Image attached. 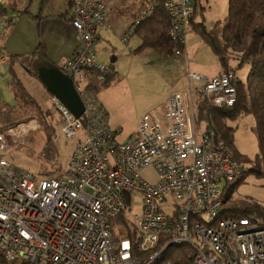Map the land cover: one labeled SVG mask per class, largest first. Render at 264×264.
I'll list each match as a JSON object with an SVG mask.
<instances>
[{
	"label": "built area",
	"instance_id": "built-area-1",
	"mask_svg": "<svg viewBox=\"0 0 264 264\" xmlns=\"http://www.w3.org/2000/svg\"><path fill=\"white\" fill-rule=\"evenodd\" d=\"M69 1V23L80 44L58 68L72 79L85 111L76 118L52 97L62 132L74 142L58 177L16 171L0 131V255L6 264H264V220L232 216L245 169L208 124H198L202 101L235 105L234 71L214 78L189 73V82L201 85L172 93L164 107L142 117L127 142H119L120 130L111 127L92 86L110 74L95 48L109 6ZM196 1L153 0L131 31L163 5L174 52L182 56ZM147 169L156 173L155 183L143 178ZM135 192L143 194L144 206L129 224Z\"/></svg>",
	"mask_w": 264,
	"mask_h": 264
},
{
	"label": "rangeland",
	"instance_id": "rangeland-1",
	"mask_svg": "<svg viewBox=\"0 0 264 264\" xmlns=\"http://www.w3.org/2000/svg\"><path fill=\"white\" fill-rule=\"evenodd\" d=\"M196 2L198 5L195 7L198 11L194 15L195 24L198 23L201 14V22L211 30L227 17L229 0ZM0 7L6 10L4 16L0 15V99L8 106L16 107L13 116L16 122L0 126V131L7 134L10 147L7 160L18 172H28L37 178L58 177L67 166L74 142L68 140L62 132L61 117L51 102V93L38 79L31 81L27 70L18 61L23 59L28 65L26 58L41 52L51 55L63 50L66 38L53 31L51 26L56 21H63L61 16L66 13V1L0 0ZM195 30H191L187 35L189 58L186 55L162 56L148 50L135 59H122L123 54L120 52L121 60L115 64L112 62L116 58L114 54L110 55L108 51L101 54L98 60L110 68L114 78L111 83L105 85L94 81L97 86L96 92L109 114L113 124L111 127L120 130L117 137L119 142H127L130 139L138 121L147 112L157 107H164L166 98L171 92L189 89V73L198 72L205 76H214L219 71L221 66L219 58L214 55L211 47L201 40L198 31ZM187 59L190 61L189 64ZM7 60L12 68L8 66ZM232 63L236 64L234 60ZM234 68L237 77L244 81L249 67L239 69L234 66ZM13 72L18 74L21 82L41 104L42 113L31 106H18L9 88L13 80L11 74ZM199 85L201 83H193V86ZM44 121L55 125L58 158L53 163H48L41 157L46 138ZM199 121L200 119H198L200 128H205V125ZM229 123L236 127L234 147L237 153L246 156L249 161L254 160L259 154L257 137L253 132L254 117L249 115ZM241 166L247 173L236 187V201L231 202V207L235 202L239 208H245L247 204L264 207V177L251 174L249 172L251 164L248 162ZM50 171L54 173L45 175ZM142 176L148 182L157 181V175L151 169L144 170ZM144 200L141 193L135 192L132 195L131 209L127 212L129 224L133 215L143 209ZM117 233L115 229L116 236Z\"/></svg>",
	"mask_w": 264,
	"mask_h": 264
},
{
	"label": "trees",
	"instance_id": "trees-1",
	"mask_svg": "<svg viewBox=\"0 0 264 264\" xmlns=\"http://www.w3.org/2000/svg\"><path fill=\"white\" fill-rule=\"evenodd\" d=\"M152 2L153 0L150 4ZM69 4L72 6L70 2ZM5 12V8L0 7V15L4 16ZM196 12L195 8L194 15ZM194 15L192 16V30L196 29L202 41L211 47L219 58L224 71L233 70L236 75V69L231 65L232 60L237 63L236 67L239 69L245 66L249 67V72L244 81L240 80L237 75L235 77L234 85L237 89V102L235 105L233 107L216 108L208 100H204L199 105L198 119L201 123L208 124V129L215 132L217 139L223 140L229 146L240 166L241 164L245 165L247 162L250 163L249 172L262 178L264 177V0H229L227 17L224 21L218 22L211 30L205 26L204 22L195 24ZM170 28L171 18L169 13L163 5L157 6L151 16L143 19L134 30V33L142 39V46L137 51L142 52L148 49L163 56L176 55L174 52L175 42L170 36ZM26 59L28 65L24 63L23 59H20L18 63L22 64L38 80V65L45 64L48 67H56L47 61L43 52ZM7 63L10 67L8 60ZM33 68L35 69L33 70ZM11 74L13 80L10 89L18 106H31L36 110H43L39 103L28 93L16 73ZM113 78L114 73L110 71L103 84L111 83ZM92 86L97 90L95 82L92 83ZM51 96L53 95L51 94ZM15 110L16 107L8 106L0 99V126L16 122L13 117ZM249 115H252L255 119L253 132L259 145V154L251 161L235 150L236 127L231 126L229 123V121H237ZM44 122L46 125V138L41 157L48 163H53L58 158L55 144V125L54 123L49 124L48 121ZM53 173L50 171L45 175L49 176ZM246 173L244 172V174ZM239 182L235 185V189ZM233 205L232 216L234 217L257 216L264 220L263 206L247 204V207L239 208L237 202ZM173 262H176V260ZM0 264H6L1 255Z\"/></svg>",
	"mask_w": 264,
	"mask_h": 264
},
{
	"label": "crops",
	"instance_id": "crops-1",
	"mask_svg": "<svg viewBox=\"0 0 264 264\" xmlns=\"http://www.w3.org/2000/svg\"><path fill=\"white\" fill-rule=\"evenodd\" d=\"M65 1H66V8H65L66 13L61 16V19H63L64 22L63 21H60V22L56 21L53 24V26H51L53 31L57 32V34H59L61 37L65 36L66 40H65L64 48L61 52H58V53L55 52V54L53 53L51 55H48L45 53L47 61L49 63L55 65L56 67H59L60 64H62L64 61L71 58L72 55L74 54L75 50L77 49V47L80 44L79 36L76 34V32L73 30V28L71 27V25L69 23V20H70L69 17L71 14V6L69 4L70 1L69 0H65ZM99 1H105L109 6L110 12L106 18L105 27L100 31V38H99V40L96 44V47H95L97 54H98V59L100 58L101 54H103L104 51L105 52L108 51L110 53V55L114 54L116 56V58L114 60V63L116 64L119 60H121L120 59V52L123 54L122 59H135L136 57H138V55H141V54L145 53L146 51H148V49H146L142 52L137 51L142 46V39L136 33L132 32L131 28L134 25V22L136 21V19L139 17V15L150 4L151 0H99ZM194 5L197 6L198 5L197 2H195ZM195 8H196V11H198L197 7H195ZM199 13H201V12H199ZM200 22H201V14L199 16L198 23H200ZM44 30L46 31V26H45ZM125 38H126V40H124ZM188 53L189 52H188V44H187L185 52L183 53L182 56L186 55V57L189 58ZM147 55L149 56L151 54H147ZM182 56H180V57H182ZM187 61L189 64V62H190L189 59H187ZM99 63L102 64V62H100V61H99ZM231 65L234 67V66H237V63L234 64L231 62ZM114 67H115V65H114ZM222 71H223L222 66H220V69L216 73V75L215 74H214V76L213 75L212 76L207 75L206 77L214 78L218 74H220ZM27 73L30 77V80L35 81V77L32 75V73L28 72V71H27ZM194 73H196V72H194ZM198 74H200V73H198ZM201 75H203V74H201ZM203 76H205V75H203ZM92 83H94V82H92ZM188 83H189V87H190V85L193 86V83H190V82H188ZM23 85L26 88V90L28 91V89L24 83H23ZM9 88H10V86H9ZM187 90L188 89L182 90V91H173V92H171V94L174 92H184ZM28 93L32 96V94L29 91H28ZM51 97H53V96H51ZM167 99L168 98H166V101H167ZM51 102H52V98H51ZM39 105L41 106L40 103H39ZM41 108L43 109L42 106H41ZM109 120H110V117H109ZM139 123H140V121H138V124L133 129L134 132L137 130ZM110 124L113 127L111 120H110Z\"/></svg>",
	"mask_w": 264,
	"mask_h": 264
},
{
	"label": "water",
	"instance_id": "water-1",
	"mask_svg": "<svg viewBox=\"0 0 264 264\" xmlns=\"http://www.w3.org/2000/svg\"><path fill=\"white\" fill-rule=\"evenodd\" d=\"M38 76L47 90L66 106L74 117L82 116L85 111L84 103L70 77L58 67H48L45 64L38 65Z\"/></svg>",
	"mask_w": 264,
	"mask_h": 264
}]
</instances>
